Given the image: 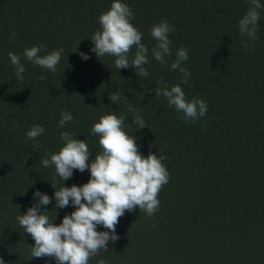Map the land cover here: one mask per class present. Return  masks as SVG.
<instances>
[{
  "label": "trees",
  "instance_id": "trees-1",
  "mask_svg": "<svg viewBox=\"0 0 264 264\" xmlns=\"http://www.w3.org/2000/svg\"><path fill=\"white\" fill-rule=\"evenodd\" d=\"M112 2L0 0V200L20 197L22 207L7 206L26 214L38 201L33 196L37 190L50 196L63 183H87L88 170H73L66 185L54 166L46 168L41 161L59 151L64 143L60 132L68 131L86 140L90 163L101 151L99 136L91 134L94 123L103 115H124L125 129L143 155H167L170 180L159 193V210L151 218L139 208L126 211L119 219L126 230L116 232L119 248L110 240L107 247H113L101 249L89 264H264V8L259 10L258 39L250 41L238 28L250 0H122L149 49V74L139 77L134 67L117 69L114 57L99 58L91 51V38L100 30L98 17ZM163 20L176 29L169 34L167 65L151 54L157 43L151 27ZM35 45H44L41 55L62 49L55 72L23 57ZM180 48L188 51L182 64L191 73L187 84L179 70L170 68ZM9 52L21 56L23 81L16 78ZM134 53L135 48L130 59ZM161 79L169 88L179 84L188 100L206 101V115L194 122L178 119L183 113L156 96ZM116 91L121 96L112 103ZM129 105L145 127L133 123ZM62 112L73 119L59 128ZM33 125L45 132L29 140L26 133ZM51 200L41 210L55 224L75 210L71 202L56 209ZM11 224L8 219L0 227L9 230ZM97 231L108 230L98 225ZM15 240L2 256L8 264H57L54 257H31V247Z\"/></svg>",
  "mask_w": 264,
  "mask_h": 264
},
{
  "label": "clouds",
  "instance_id": "clouds-1",
  "mask_svg": "<svg viewBox=\"0 0 264 264\" xmlns=\"http://www.w3.org/2000/svg\"><path fill=\"white\" fill-rule=\"evenodd\" d=\"M264 4L260 0H250V6L239 20L238 28L241 36L248 40L258 39V22L260 9ZM133 11L122 0H113L108 10L98 17L100 30L93 34L91 49L99 58L110 55L115 58L117 69L134 67L139 77L148 76L145 65L149 63V49L142 43L143 33L133 25ZM175 26L163 20L151 27V36L156 40V46L151 54L161 65H167V57L172 55L169 34L174 32ZM79 43V42H78ZM242 46L251 48V44L242 41ZM135 53L130 59L132 49ZM44 45L26 48L23 57L34 65L48 71L55 72L61 60L62 49L53 50L46 55L40 53ZM75 51V50H74ZM12 65L15 66L16 78L23 81L26 71L21 63V56L8 53ZM81 58L87 60V54L80 53ZM188 51L180 48L176 52V59L171 63L172 70H179L183 74V83L187 84L191 73L182 64L188 60ZM156 88V96L167 99L169 106H174L177 112H182L185 122H194L204 117L208 111L207 102L193 98L188 100L182 87L177 84L168 87L167 81L161 79ZM121 93L116 91L110 95L112 103H117ZM130 112L135 113L133 123L139 128L145 127V121L139 112L129 105ZM69 112H62L58 127L72 121ZM126 116L107 114L100 117L91 129L92 135L99 136L101 151L89 163L91 155L86 140L76 139L68 131L60 132V139L64 142L57 153L51 154L50 159H43L44 167L54 166L56 174L67 181L73 176V170L90 172V179L81 186H63L54 193L56 209L75 206L70 215H65L60 224L41 210V205H48L51 198L39 190L33 193L38 202L27 209L26 214L18 215L20 226L31 235L35 244L31 246V257H54L57 264H89V260L96 256L101 249L107 250L111 240H118L116 226L125 212L139 208L151 218L160 206L159 193L170 180L169 172L164 164L167 155L149 152L147 156L140 151L136 138L129 135L125 129ZM41 125H33L26 133L29 140H35L44 134ZM53 185V184H52ZM54 187V186H53ZM102 225L108 231H97ZM0 264L5 261L0 258ZM98 264H106L100 260Z\"/></svg>",
  "mask_w": 264,
  "mask_h": 264
},
{
  "label": "rangeland",
  "instance_id": "rangeland-1",
  "mask_svg": "<svg viewBox=\"0 0 264 264\" xmlns=\"http://www.w3.org/2000/svg\"><path fill=\"white\" fill-rule=\"evenodd\" d=\"M69 184H70V180L68 179L66 181V185H69ZM33 185H35V183H33ZM54 193L55 192H53L49 196L51 199L55 198ZM5 197H6V200L5 199L0 200V225L2 224V225L7 226L6 222L8 221V219L12 222V224L10 226H8L9 230H4V229H1V227H0V239L3 238L2 237L3 234L6 235V239L4 241L1 242V240H0V242H1L0 243V257L1 258H2V256L7 257L9 245L12 244V242L14 241V238L16 239L15 244L23 246L24 248L31 247V246H33L32 244L35 243L34 239L31 237V235L29 233H27L26 231H24V229L20 226V224L17 220V216L23 215V214L20 213L17 209L14 210L15 213H13L10 210V208L7 206L8 202H10L12 206L13 205H15V206L19 205L20 207H22L24 205V201L20 197L17 198L15 201H8L7 195H5ZM37 202L38 201H36L34 203H37ZM61 222H62V219H58L57 225L60 224ZM124 224L119 221L118 225L116 226V232L117 233L125 232L126 227ZM15 227H17V229H15ZM115 242L113 244L118 249L119 248L117 246L118 244H117V242L116 243ZM111 247H113V246L112 245L108 246L107 250ZM119 250L121 252H123L122 248H120ZM127 254L131 255L132 251L128 252ZM203 259L205 261V260L210 259V258L207 256H203ZM3 260L5 261V264H8V261H6L5 259H3ZM110 262H112V261H110ZM110 262L107 264H111ZM10 264H12V263H10ZM224 264H238V263H237V261H230V262H227Z\"/></svg>",
  "mask_w": 264,
  "mask_h": 264
}]
</instances>
